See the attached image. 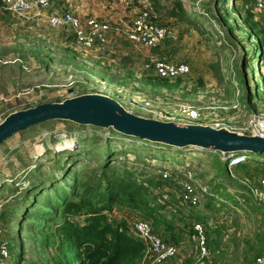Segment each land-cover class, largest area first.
Masks as SVG:
<instances>
[{"label": "rangeland", "instance_id": "obj_1", "mask_svg": "<svg viewBox=\"0 0 264 264\" xmlns=\"http://www.w3.org/2000/svg\"><path fill=\"white\" fill-rule=\"evenodd\" d=\"M102 1L104 4L99 8L102 11L121 12V20L110 22L114 30H120L116 32L120 36L125 38L124 30L130 28L135 16L148 10L150 21L175 32L177 41L161 44L155 54L146 56L145 53L143 62L128 61L126 55L117 56L113 60L115 68L111 69L116 76L104 81L103 75L96 72L99 68L88 57L92 53L93 57L95 53L101 56L105 48L85 51L75 44L69 30H53L43 19L31 21L14 16L0 3V122L10 113L83 94L111 97L132 114L160 121H165L166 114L172 109L193 106L201 110L207 126L219 125L234 131L254 117L264 118V58L257 57L252 61L257 38L254 32L246 29L242 34L238 30L233 33L228 30L229 24L241 23L244 16L240 0H228L227 4L221 5V10L217 9L220 4H216V0H181L186 14L182 18L172 12L176 0ZM223 6H226L227 14ZM222 13L226 14V23L220 19ZM258 27L264 30V24L258 23ZM236 36L244 38L243 41L239 43ZM246 50L247 55L244 54ZM136 52L144 53L142 50ZM151 55L169 62H184L189 65L190 73L179 80L178 85L170 82L175 86L156 87L145 81L148 75L154 76L153 73H141ZM127 73L132 76L123 78ZM175 122L184 123V120L180 118ZM109 130L68 121H49L29 127L0 145V201L4 202V210L14 209L13 216L3 217L1 222L0 242L8 248L4 264H33V261L53 264L58 261L60 254L55 253V246L41 248L30 239L44 238V233L31 230L27 224L19 231L20 217L37 191L36 186H47L68 166L78 163L82 170L80 178L88 181L100 154L106 150L104 140L109 135L118 136ZM67 142L69 148L58 149ZM115 147L119 152L129 150L119 145ZM77 150H81L80 158L75 156ZM125 152L129 161L124 162L121 155L120 163L136 166L135 175L148 180L158 174L162 179L164 174L170 178V172L162 171L167 168L184 172L198 187L204 188V182L211 190L219 186L222 194L235 193L244 184L239 181L234 168H225L213 152L195 148L144 151L139 153V159L131 151ZM133 160L139 163H133ZM184 167L191 168L190 173ZM126 171L130 172V168ZM173 180L179 186L180 181ZM150 190L158 196L164 194L170 204L164 214L181 230L179 243L171 244L177 254L164 264H244L243 255L248 252V245L253 244L249 237L255 230L254 218L249 213L238 209H234V213L228 208L202 210L205 221L202 226L185 218L189 210L180 209L175 203L178 195L174 189L165 185ZM52 205H47L46 209ZM120 218L121 215L117 217ZM196 224L202 227L201 236L194 229ZM20 237L24 242L22 256L18 255ZM45 254L47 256L43 257ZM143 258L144 248L135 264H145ZM257 263L264 264V260Z\"/></svg>", "mask_w": 264, "mask_h": 264}, {"label": "trees", "instance_id": "obj_2", "mask_svg": "<svg viewBox=\"0 0 264 264\" xmlns=\"http://www.w3.org/2000/svg\"><path fill=\"white\" fill-rule=\"evenodd\" d=\"M227 2L228 0H216V4H220L217 9L221 10V5H225ZM251 3V0H240V5L244 7V16L240 19L241 23L229 24L228 30L229 33L238 30L239 34H242L245 29L250 33L254 32L257 38L256 48L252 54V61H254L257 57L264 58V30L258 27L260 22L255 19ZM226 6H223L222 9L227 14ZM248 6L249 9H247ZM172 12L181 18L186 15L182 10L181 0H176ZM226 14L222 13L220 17L224 23L227 21ZM186 21L190 25L193 24L189 20ZM236 39L240 43L244 38L236 36ZM244 54H248L247 50ZM245 66L246 64L243 65V67ZM181 79L183 78L175 80L174 83L178 85ZM145 81L165 89L175 86L156 76L148 75ZM257 86L258 84H256ZM109 132L116 133L118 136L109 135L104 140L106 150L100 154V159L97 160L100 163L97 162L88 181L80 178L82 170L78 168V163L70 165L64 169L60 177L51 180L47 186H36L37 191L22 212L18 224L19 231L24 224H27V226H31V230L44 233V238L30 239L40 244L41 248L55 246V253L60 255L58 261L53 264H135L141 256L143 247L128 230V221L133 216L148 221L153 231L161 236L166 243L178 244L181 230L164 214L167 213L165 210L170 208L168 200L164 198V194L158 196L150 190L151 188H162L165 185L177 193L178 197L175 199V203L180 205V209L189 210L185 218L191 223L198 222L201 225L205 223L202 210L222 211L228 208L231 209V212L238 209L249 213V216L254 218L255 230L249 237L250 240H253V244L248 245L249 250L243 255L244 264H258L257 261L264 260V193L260 198L253 194V190L260 193L263 191L260 180L264 178V162L262 161L264 154L238 152V154L245 155V161L229 166V162L222 160L221 158L224 157L216 153L225 164V168H234L235 173L240 177L239 181L244 184L240 185L239 190L237 189L235 193L222 194L219 186L211 190L209 184L204 182L205 191L203 192L199 187L197 189L193 179L187 178L184 172L163 168V172H170V178L162 179V175L158 174L156 178L148 180L143 176L135 175L136 166L130 167L124 163L129 161L125 151H131L136 159H139V153L144 151H186L191 148L178 150L150 144L138 138L127 137L111 129ZM117 145L128 147L129 150L123 149L124 152H119L115 147ZM80 151L75 152L77 158L81 157ZM121 155L124 156L123 163H120ZM132 162L139 163L137 160ZM127 166L130 168V172L126 171ZM119 167L122 168L121 171L117 170ZM188 167H184V169L190 173L191 168ZM173 178L180 181L179 186L175 184ZM144 179H146L145 182ZM181 182L189 183L194 189H197L198 202L195 205L183 202L184 191L180 185ZM50 204H53L52 208L46 209ZM247 207H250V210ZM13 210L9 208L4 210L2 218L12 217ZM119 215L121 218L117 219ZM191 225L189 226L191 227ZM23 245L24 242L20 237L18 240L19 256H22ZM45 256L47 254L43 255V257ZM51 263L33 261V264Z\"/></svg>", "mask_w": 264, "mask_h": 264}, {"label": "built area", "instance_id": "obj_3", "mask_svg": "<svg viewBox=\"0 0 264 264\" xmlns=\"http://www.w3.org/2000/svg\"><path fill=\"white\" fill-rule=\"evenodd\" d=\"M57 0H0L4 8L14 16L26 18L34 21L36 19H45L49 27L53 30L67 29L69 30L75 41L83 50L91 51L96 48H103L108 44V36L111 32H120L119 29H113L112 26L93 17L82 18L75 15L73 11L62 10L60 12H52ZM251 8L255 19L264 24V0H251ZM126 40L134 47L153 50L158 48L164 42L177 41L175 32L166 27L154 24L150 21L149 11L144 10L135 16L130 28L124 30ZM153 73L159 79L174 82L177 79L184 78L189 75V65L184 62H169L161 60L157 56L151 55L141 68V73ZM165 121L175 122L180 118L186 124L206 125L204 115L201 110L193 106H180L172 109L166 114ZM215 129L222 128L219 125H209ZM234 131V130H231ZM236 132L246 135H257L264 137V118H252L244 123ZM216 154V153H214ZM222 160L228 161L229 166L237 165L244 162L246 157L243 154L230 153L222 155ZM264 162V159H262ZM186 175V174H185ZM166 178V174L163 175ZM7 177V176H6ZM189 178L188 176H186ZM5 181H9L5 178ZM261 187L264 191V178L260 180ZM184 191L182 196L183 202H190L195 205L198 202L197 189L205 191V188L197 186L193 188L191 184L181 182ZM253 190L255 197L260 198L264 193ZM4 211V202L0 201V238L2 236V213ZM128 230L144 248L143 262L145 264H164L177 254L176 248L166 243L161 236L156 234L150 223L142 218L131 217L128 221ZM195 231L201 236L202 227L198 224L194 226ZM8 248L5 243L0 242V264H4L7 258Z\"/></svg>", "mask_w": 264, "mask_h": 264}, {"label": "water", "instance_id": "obj_4", "mask_svg": "<svg viewBox=\"0 0 264 264\" xmlns=\"http://www.w3.org/2000/svg\"><path fill=\"white\" fill-rule=\"evenodd\" d=\"M49 121L110 128L127 137L178 150L264 154V137L226 128L141 118L126 111L115 99L100 94H83L10 113L0 122V145L29 127Z\"/></svg>", "mask_w": 264, "mask_h": 264}, {"label": "crops", "instance_id": "obj_5", "mask_svg": "<svg viewBox=\"0 0 264 264\" xmlns=\"http://www.w3.org/2000/svg\"><path fill=\"white\" fill-rule=\"evenodd\" d=\"M102 0H57L54 5V10H50V14L52 12H60L62 10H70L75 13V15L80 16L82 18L85 17H93L100 21L107 22L110 24V22H116L118 20H121L120 17L121 12H113L112 10L108 11H102V9H99L103 5ZM112 9V8H110ZM39 20V19H38ZM41 20V19H40ZM45 20V19H43ZM46 21V20H45ZM168 43V41L164 42L163 44ZM105 50L101 53H103L101 56L100 54L97 55L95 53V57L92 56V54L88 57L90 62H93L95 67H98L100 74H102V80L104 81H110L112 78L111 76H116L113 73H111V69L115 68L113 66V60L117 56H125L129 58L128 61H139L143 62L146 58H144V54L146 53V56L149 54H155L156 49L148 50L143 49L139 47H134L132 44H130L124 37L120 36L119 34L115 32H111L108 36V44L103 47ZM102 49V48H101ZM136 49V50H135ZM141 51L144 53L138 54L136 51ZM95 52V50L91 51ZM159 57L164 58L158 54ZM126 76H132V73L123 74V78ZM19 134V133H18Z\"/></svg>", "mask_w": 264, "mask_h": 264}, {"label": "bare ground", "instance_id": "obj_6", "mask_svg": "<svg viewBox=\"0 0 264 264\" xmlns=\"http://www.w3.org/2000/svg\"><path fill=\"white\" fill-rule=\"evenodd\" d=\"M135 115V114H134ZM136 116H138V115H136ZM139 117H141V116H139ZM141 118H143V117H141ZM69 146V142H67V143H65L64 145H62V146H58V149H60V148H65V147H68ZM69 148V147H68Z\"/></svg>", "mask_w": 264, "mask_h": 264}]
</instances>
